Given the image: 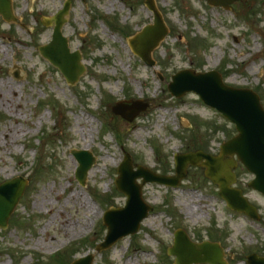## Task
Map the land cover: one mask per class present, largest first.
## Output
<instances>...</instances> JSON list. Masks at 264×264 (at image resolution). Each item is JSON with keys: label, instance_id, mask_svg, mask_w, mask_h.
Segmentation results:
<instances>
[{"label": "rangeland", "instance_id": "1", "mask_svg": "<svg viewBox=\"0 0 264 264\" xmlns=\"http://www.w3.org/2000/svg\"><path fill=\"white\" fill-rule=\"evenodd\" d=\"M64 1L12 0L16 21L0 16V85L13 84L18 98L14 106L0 101V182L17 175L26 180L7 228L0 230V264H68L84 253H94L93 264H172L166 249L177 228L192 241L217 240L228 264H247L252 252L264 255V196L247 186L252 175L240 165L236 185L258 208L259 222L225 206L203 168L190 165L176 188L142 186L153 210L136 234L94 249L105 235L104 209L125 204L114 186L124 153L133 163L173 175L176 153L197 146L218 153L235 132L194 93L171 96L166 84L177 70L215 69L225 83L258 92L264 106V0H235L228 9L207 0H154L169 31L152 51V67L127 41L153 21L144 0H69L62 34L86 67L72 85L38 51L52 32L40 20ZM123 99L149 105L128 122L111 110ZM10 126L19 130L17 138L2 134ZM73 149L95 156L85 184L74 177ZM75 191L93 212L62 205ZM42 198L53 204H41ZM51 207L67 223L51 216ZM68 247L63 256L50 257Z\"/></svg>", "mask_w": 264, "mask_h": 264}, {"label": "water", "instance_id": "2", "mask_svg": "<svg viewBox=\"0 0 264 264\" xmlns=\"http://www.w3.org/2000/svg\"><path fill=\"white\" fill-rule=\"evenodd\" d=\"M231 1L233 0H209L208 2L227 8ZM145 4L152 10L154 21L143 27L128 42L134 53L147 64L152 65L151 50L161 42L168 29L153 0H146ZM68 7L69 3L66 2L54 16L42 21L46 25L53 22L54 28L50 42L40 46L39 50L60 69L68 82L74 83L84 72L85 67L80 62L81 56L78 51L69 52L67 38L61 34V26L65 21L64 15L67 14ZM0 15L6 21L15 20L11 0H0ZM168 89L174 96H180L187 91L200 95L206 104L216 107L235 123L238 134L223 142L219 155L211 156L199 150L178 154L174 161V176L156 174L147 167L137 164H135L137 169L133 170L131 158L126 155L115 180L116 188L126 195V204L121 208H111L105 213L103 222L107 226V232L104 241L97 246L98 251L111 246L117 239L127 234L136 233L141 220L152 210L151 206L141 198V186L146 181L175 187L180 183V179L186 176V168L190 164L204 167L205 176L218 185L219 195L233 210L259 219L255 206L246 200L240 189L231 187L235 180L231 170L235 168L236 160H240L248 171L255 174L249 186L264 194V109L259 102L258 94L247 88L226 85L222 82L221 74L216 71L202 73L189 68L177 71L172 76V81L168 83ZM146 106L147 103L141 101H133L131 104L120 101L112 107V110L131 121ZM73 155L79 162L75 177L84 183L95 158L85 150L73 151ZM138 177L142 178L141 183L136 182ZM24 185L25 181L21 177H14L0 185V228H6L9 215L23 194ZM167 253L175 256L174 264H226L223 259L224 251L217 242L208 240L202 243L192 242L185 230L181 229H177L174 233L173 244L168 248ZM93 258L92 254H87L75 259L71 264H92ZM247 261L248 264H264V257L251 253Z\"/></svg>", "mask_w": 264, "mask_h": 264}, {"label": "bare ground", "instance_id": "3", "mask_svg": "<svg viewBox=\"0 0 264 264\" xmlns=\"http://www.w3.org/2000/svg\"><path fill=\"white\" fill-rule=\"evenodd\" d=\"M111 6H113V4H111ZM14 90H15V87L13 84H11L9 82L2 83L0 85V101L6 102L10 106H14V104H17L18 98L14 97V93H15ZM18 133H19V130L17 128L12 127V126H10L9 129L4 130L2 132V134L6 135V137H12V138H17ZM90 172H93V169H91ZM64 202L65 203L62 204L63 206H66L69 203H73L74 205H77L78 208H82L85 212H88V213L93 212V206L91 205L90 201L83 199L81 197L80 193H78L77 191L69 194ZM40 203L41 204L44 203V205L46 203L47 204L48 203L53 204L47 198H42ZM69 208L72 209L73 207L70 206ZM50 211H51V216H54L56 219L59 218L61 221L67 223V220H66L64 214L60 212V209H54L53 207H51ZM74 224H76V223L74 222ZM76 226H78V224H76Z\"/></svg>", "mask_w": 264, "mask_h": 264}, {"label": "trees", "instance_id": "4", "mask_svg": "<svg viewBox=\"0 0 264 264\" xmlns=\"http://www.w3.org/2000/svg\"><path fill=\"white\" fill-rule=\"evenodd\" d=\"M197 147H198V146H197ZM60 255L63 256L64 254H61V253H60ZM60 255H58V256H60ZM58 256H57V257H58ZM64 257H65V256H64ZM69 261H70V259L67 260V263H69Z\"/></svg>", "mask_w": 264, "mask_h": 264}]
</instances>
